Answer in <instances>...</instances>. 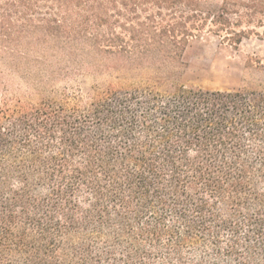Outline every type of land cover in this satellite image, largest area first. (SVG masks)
I'll list each match as a JSON object with an SVG mask.
<instances>
[{
    "label": "trees",
    "instance_id": "obj_1",
    "mask_svg": "<svg viewBox=\"0 0 264 264\" xmlns=\"http://www.w3.org/2000/svg\"><path fill=\"white\" fill-rule=\"evenodd\" d=\"M256 28L264 0H0V264H264V87L170 82Z\"/></svg>",
    "mask_w": 264,
    "mask_h": 264
},
{
    "label": "rangeland",
    "instance_id": "obj_2",
    "mask_svg": "<svg viewBox=\"0 0 264 264\" xmlns=\"http://www.w3.org/2000/svg\"><path fill=\"white\" fill-rule=\"evenodd\" d=\"M221 2L223 0H213ZM140 5V4H139ZM122 8V4H118ZM127 8L134 7L128 3ZM153 6L140 5V10ZM145 15L144 12H141ZM258 35L246 39L239 48L223 43L215 35L205 33L201 38L192 41L183 59L173 68L170 82L176 86L195 87L210 91H232L240 88H263L261 77L246 69V63L253 59L254 63L260 59L264 63V28H256ZM125 76L121 79L124 80ZM119 76L90 74L79 77L75 82L84 93H90L94 85L104 87L109 83L121 82ZM143 79L132 76L129 82H122V87L130 85V81ZM72 85L59 81L56 89L70 93Z\"/></svg>",
    "mask_w": 264,
    "mask_h": 264
}]
</instances>
